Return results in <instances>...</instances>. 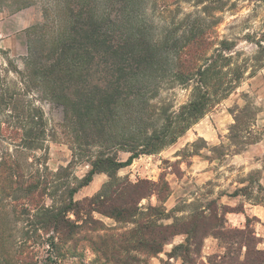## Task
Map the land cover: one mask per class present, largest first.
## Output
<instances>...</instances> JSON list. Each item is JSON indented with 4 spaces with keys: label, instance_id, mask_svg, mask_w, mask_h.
Returning a JSON list of instances; mask_svg holds the SVG:
<instances>
[{
    "label": "trees",
    "instance_id": "trees-1",
    "mask_svg": "<svg viewBox=\"0 0 264 264\" xmlns=\"http://www.w3.org/2000/svg\"><path fill=\"white\" fill-rule=\"evenodd\" d=\"M53 6L54 16L44 18L27 37L37 42L40 38L43 45L34 47L31 41L23 71L1 51L6 66L0 63V264L34 263L25 250L27 233L14 230L19 222L32 225L40 240L48 235L45 241L57 250V240H73L87 223L77 225L70 213L79 218L83 212L88 218L97 211L117 221L128 219L143 199L158 191L155 183L117 186L108 206L100 195L81 202L75 195L96 175L107 174L113 180L141 156L175 144L226 99L241 78L237 73L232 81H224L232 58L222 52L232 48L222 42L209 58L213 43L198 21L179 38L174 31L155 38L138 14L137 0H54ZM166 56L174 62L170 70L162 64ZM169 74L174 83H194L192 99L178 110L153 103L160 81ZM43 101L65 110L71 122L66 136L73 162L90 166L78 185L71 183L68 169L53 173L48 168L51 134L38 105ZM122 152L129 154L126 161L119 159ZM163 185L169 187L167 182ZM225 213L219 214L215 205L196 208L177 229L173 223L164 226L162 234L150 223V231L144 233L150 239L137 240L131 251L155 257L183 234L185 243L175 246L169 258L195 264L192 254L200 255L204 240L213 236L226 252L212 256L209 263L264 264L253 220L248 219L244 229L232 228ZM57 258L49 254L46 264H58Z\"/></svg>",
    "mask_w": 264,
    "mask_h": 264
},
{
    "label": "rangeland",
    "instance_id": "rangeland-1",
    "mask_svg": "<svg viewBox=\"0 0 264 264\" xmlns=\"http://www.w3.org/2000/svg\"><path fill=\"white\" fill-rule=\"evenodd\" d=\"M53 1L0 0V63L4 67L1 51L23 71L31 41L34 47L43 45L40 38L37 42L28 41L27 37L44 18L54 16ZM137 4L140 18L146 20L155 38L170 36L173 31L179 38L195 21L200 22L213 43L207 52L209 58L221 48L222 42L232 48L222 52L232 58V65L224 69L228 72L224 81H232L237 73L241 78L231 94L211 108L175 144L157 154L141 156L131 166L119 170L113 180L107 174L96 175L89 186L75 195V201L79 202L100 195L98 199L108 206L117 186L142 181L155 183L158 191L143 199L138 211L132 212L125 221L97 211H92L88 218L83 212L79 218L70 213L69 218L77 225L83 220L87 223L73 240H57V250L45 241L48 235L38 239L33 226L26 221L15 224L16 234L27 233L25 250L32 256L31 263L46 264L52 253L58 256V264H173L169 258L172 242L155 257L147 251H131L137 240L146 243L150 239L144 237L150 223L162 234L164 226L176 223L177 229L191 211L209 205L212 208L215 205L219 214L226 212L228 221V212L233 209L229 201L234 193L250 196L259 191L258 181L264 175V0H137ZM162 64L169 70L174 66L169 56ZM173 81L170 74L160 81L159 95L153 103L170 104L173 110H178L192 99L194 83L180 85ZM38 105L45 113L51 134L47 144L48 168L53 173L68 169L71 183L78 185L90 166L73 162L66 136L71 124L67 113L49 101ZM233 126L235 129L231 131ZM128 157L123 152L119 155L122 161ZM245 181L252 185L240 186ZM46 204L50 205L51 200L47 199ZM150 207L157 210L152 211ZM123 247L131 252H125ZM225 252L223 244L209 236L204 240L201 254H192V257L195 264H211L209 258ZM216 262L219 260L212 264Z\"/></svg>",
    "mask_w": 264,
    "mask_h": 264
},
{
    "label": "crops",
    "instance_id": "crops-1",
    "mask_svg": "<svg viewBox=\"0 0 264 264\" xmlns=\"http://www.w3.org/2000/svg\"><path fill=\"white\" fill-rule=\"evenodd\" d=\"M252 183L244 182L240 184L243 188ZM258 192L246 195L243 193H234L229 201V206L233 209L228 212V225L232 228L243 229L247 225L248 219L253 220V228L257 238L260 240L259 249L264 250V175L258 181ZM261 191V192H260ZM186 236L178 235L173 241V248L185 243ZM172 248V249H173ZM173 264H184L181 259L170 258Z\"/></svg>",
    "mask_w": 264,
    "mask_h": 264
}]
</instances>
